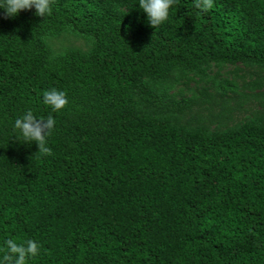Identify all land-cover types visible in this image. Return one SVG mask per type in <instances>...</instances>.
Segmentation results:
<instances>
[{
    "label": "trees",
    "instance_id": "trees-1",
    "mask_svg": "<svg viewBox=\"0 0 264 264\" xmlns=\"http://www.w3.org/2000/svg\"><path fill=\"white\" fill-rule=\"evenodd\" d=\"M138 3L0 12V257L31 239L26 264H264V0H173L155 27ZM64 34L88 48L56 53ZM213 64L249 92L169 95ZM29 109L55 119L47 153L13 128Z\"/></svg>",
    "mask_w": 264,
    "mask_h": 264
},
{
    "label": "clouds",
    "instance_id": "clouds-1",
    "mask_svg": "<svg viewBox=\"0 0 264 264\" xmlns=\"http://www.w3.org/2000/svg\"><path fill=\"white\" fill-rule=\"evenodd\" d=\"M172 3L173 0H139L138 8L145 13L147 22L155 27L167 20ZM195 6L207 11L212 6V0H195ZM28 9H34L36 16L44 17L51 12L50 0H0V12L6 18H14L22 10ZM42 103L47 105L51 112H59L68 100L63 90L51 88L42 93ZM54 125L55 119L52 115L47 119L38 118L29 109L14 120L13 128L19 131L24 142H35L41 152L47 153L49 149L45 146V139ZM4 244L6 251L0 257V264H26V258L34 257L39 251L37 242L31 239L22 244L7 239Z\"/></svg>",
    "mask_w": 264,
    "mask_h": 264
},
{
    "label": "rangeland",
    "instance_id": "rangeland-1",
    "mask_svg": "<svg viewBox=\"0 0 264 264\" xmlns=\"http://www.w3.org/2000/svg\"><path fill=\"white\" fill-rule=\"evenodd\" d=\"M52 46L56 53H61L67 49L76 47L82 48L84 50L88 48V44L85 41L77 39L71 36L70 34H64L59 38L53 40ZM239 66L243 68L242 72H240L239 75H244L245 71H248V69H245L242 65ZM205 74L206 76H204L203 79L198 76L196 78V81L190 80L188 84H186V80H179V82L175 84L172 89L169 90V95L184 92V94L186 95L185 97L189 98L192 97L195 93H198L199 90L204 87L210 88V90L214 92V82L216 83L217 87H221V85H223V83H225L226 81H235L236 85L238 86L237 93L228 91V96L237 95L239 92H249V90L243 88V80H241V78L236 75V72L234 71V66L228 65L219 68L213 64L209 69H207ZM246 79L248 80V78ZM181 98L182 97L178 96L176 99L180 100ZM232 104L235 105V102H233ZM257 104L258 103L253 99H247L245 100L243 107H245L246 109H251L256 107ZM247 114L248 113L245 112H236L235 120H243ZM231 124L232 123L229 122V125Z\"/></svg>",
    "mask_w": 264,
    "mask_h": 264
}]
</instances>
